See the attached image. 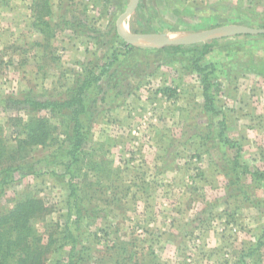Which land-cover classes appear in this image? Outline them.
Masks as SVG:
<instances>
[{
	"label": "rangeland",
	"instance_id": "1",
	"mask_svg": "<svg viewBox=\"0 0 264 264\" xmlns=\"http://www.w3.org/2000/svg\"><path fill=\"white\" fill-rule=\"evenodd\" d=\"M131 1L50 0L54 30L45 40L31 26L34 0H0V126L9 147L23 137L20 125L28 112L5 108V98L23 91L56 98L85 69L94 67L98 73L107 67L89 93L96 104L89 103L92 117L82 166L70 169L76 178L66 174L58 181L50 171L61 175L62 168L43 170L40 165L38 176H24L8 188L0 198V213L28 194L43 199L50 209L44 223L68 224L78 238L75 252L93 248L91 264L114 257L107 251L114 245H122L115 257L127 264L136 258L129 251L140 259L152 252L163 264H264V199L241 200L245 206L234 196L229 201L216 195L221 172L234 177L229 168L240 146L226 127L222 135L231 145L219 139L225 108L215 103L221 92L217 76L209 90L215 112H208L202 76L192 68L202 44L213 46L201 65L223 56L216 40L228 36L221 33L180 50L126 42L117 34L116 21ZM229 25L264 28V0H139L123 30L185 39ZM227 41L222 42L234 40ZM40 115L55 126L60 122L49 113ZM55 146L25 152L20 162H42ZM242 176L231 191L254 189L253 182L243 184ZM70 181L75 201L82 197L84 210L91 214L96 209L100 216L89 215L80 224L74 222V210L68 216ZM36 223L43 232L44 223ZM56 247L47 264L66 258L69 247Z\"/></svg>",
	"mask_w": 264,
	"mask_h": 264
},
{
	"label": "trees",
	"instance_id": "2",
	"mask_svg": "<svg viewBox=\"0 0 264 264\" xmlns=\"http://www.w3.org/2000/svg\"><path fill=\"white\" fill-rule=\"evenodd\" d=\"M51 12L50 0H34L31 26L36 32L41 33L45 40L53 37L54 29L49 22ZM37 45L35 44V46ZM212 46L211 43L202 44L197 50V58L192 63L194 71L202 76V97L204 108L208 112H215L214 98L210 95L209 90L217 82L216 74L212 64L201 65L200 62ZM169 47L173 50H180L183 46ZM105 72H107V67H104L98 73H95L94 67L85 69L84 73L76 75L72 84L64 88L56 98H40L33 95L30 91H23L4 99L3 106L5 108L26 111L28 112V118L20 125V133L23 134V137L18 139L13 148L7 144L0 126V198L10 186L22 177L38 176L40 173L37 174V170L40 169V165H42V168L44 167L43 170L53 169L55 166L62 168L63 174L61 175L52 173V170L50 171V174L58 181L64 179L66 174L71 177L70 169L72 167H76L77 171L81 168L82 159L85 156L84 146L90 133L89 125L86 127V124L90 122L92 117L91 107L96 104L95 100L91 103L89 93L91 88L101 80ZM217 86L219 87L217 92H219L220 83ZM169 92L167 89L163 90L166 95ZM89 103H91V107ZM43 112L49 113L52 118L58 117L60 119L58 126L53 125L49 118L40 115ZM11 120L15 125L19 124L17 122L18 119ZM220 125L222 130L220 131L219 139L222 140L224 145H231L230 141L222 135L226 126L224 123ZM60 138L62 139L61 141ZM52 145H56V149L44 161L39 163L20 162L19 157L26 155L25 152L32 151L38 147H52ZM237 151L239 152V149ZM237 151H235L233 163L231 168H229V170L234 171V177L227 175L231 186H233V182L235 184L239 182V175H241ZM16 175L19 176L18 179ZM256 176L259 178L264 177L262 174H257ZM75 178V176L71 177V179ZM67 185L69 192L67 213L70 216L74 210L75 224H80V221L84 218H89V215L90 218L94 217L95 219L100 216L96 209L91 214L84 210L82 206L84 199L81 197L75 201L76 189L71 181ZM73 206L74 209L72 208ZM49 213L50 209L45 205L43 199L31 194L16 199L10 209L0 213V264H47V256L56 246V248L67 246L69 251H67L65 259L59 258L54 264H91L88 260L92 256L90 250L93 248L81 247L80 251L75 252L78 238L74 237L71 227L68 224L62 225L58 222L44 223L43 219ZM36 221H40V224L44 223L42 225L44 227L43 232L37 229ZM121 246L114 245L112 248H107V251L113 253L114 257H109L108 260L104 261L97 259L96 263L107 264L106 261H110V264H127L124 259L120 262L119 258L115 257L117 256V251H121ZM101 251L102 249L96 252L100 253ZM129 254L132 257H136L129 259V261L134 260L131 264H163L158 261L152 252L141 259L132 251H129ZM240 264L244 263L240 261Z\"/></svg>",
	"mask_w": 264,
	"mask_h": 264
},
{
	"label": "crops",
	"instance_id": "3",
	"mask_svg": "<svg viewBox=\"0 0 264 264\" xmlns=\"http://www.w3.org/2000/svg\"><path fill=\"white\" fill-rule=\"evenodd\" d=\"M221 38L225 39H217L216 47L224 53L223 56H213L214 58L208 61L214 63L221 88L215 103L224 104L223 123L231 130L230 135L240 146L237 149L239 170L245 178L243 184L254 183L255 187L250 191H231L232 187L226 177L228 172L225 171L221 172L222 178L216 180L219 182V189L215 193L225 200L232 196L240 201H249V198L261 200L264 199V177L259 178L256 175L264 176V35ZM229 39L234 40L233 43L222 42H229ZM215 169L218 170L217 167ZM247 205L245 203V206ZM245 211L248 212L246 209Z\"/></svg>",
	"mask_w": 264,
	"mask_h": 264
},
{
	"label": "water",
	"instance_id": "4",
	"mask_svg": "<svg viewBox=\"0 0 264 264\" xmlns=\"http://www.w3.org/2000/svg\"><path fill=\"white\" fill-rule=\"evenodd\" d=\"M139 0H132L128 8L118 17L116 21L117 34L126 42H146L156 46H184L202 43L212 36L225 34L223 36L236 35H264V28H253L239 25L222 26L206 30L195 36L185 39H171L164 34H131L123 30L125 20L136 10Z\"/></svg>",
	"mask_w": 264,
	"mask_h": 264
}]
</instances>
